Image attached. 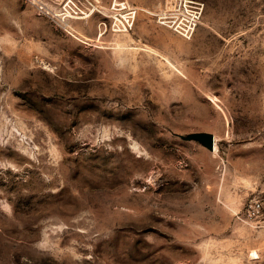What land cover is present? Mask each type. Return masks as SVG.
Returning a JSON list of instances; mask_svg holds the SVG:
<instances>
[{
  "label": "rangeland",
  "instance_id": "1",
  "mask_svg": "<svg viewBox=\"0 0 264 264\" xmlns=\"http://www.w3.org/2000/svg\"><path fill=\"white\" fill-rule=\"evenodd\" d=\"M129 1L100 37L0 0V264H264V0H202L191 39Z\"/></svg>",
  "mask_w": 264,
  "mask_h": 264
},
{
  "label": "built area",
  "instance_id": "2",
  "mask_svg": "<svg viewBox=\"0 0 264 264\" xmlns=\"http://www.w3.org/2000/svg\"><path fill=\"white\" fill-rule=\"evenodd\" d=\"M205 3L202 0H163L153 10H146L155 21L185 38H192L201 23ZM140 8L129 0H60L57 9H44L60 26L100 16L98 36L105 33H131ZM242 218L249 224L264 225V194L249 199Z\"/></svg>",
  "mask_w": 264,
  "mask_h": 264
},
{
  "label": "water",
  "instance_id": "3",
  "mask_svg": "<svg viewBox=\"0 0 264 264\" xmlns=\"http://www.w3.org/2000/svg\"><path fill=\"white\" fill-rule=\"evenodd\" d=\"M180 136L186 140H195L211 151L215 150L216 137L212 132L195 131L185 135L180 134Z\"/></svg>",
  "mask_w": 264,
  "mask_h": 264
},
{
  "label": "bare ground",
  "instance_id": "4",
  "mask_svg": "<svg viewBox=\"0 0 264 264\" xmlns=\"http://www.w3.org/2000/svg\"><path fill=\"white\" fill-rule=\"evenodd\" d=\"M115 34H125V33H115ZM188 39V38H187ZM189 39H191V38H189Z\"/></svg>",
  "mask_w": 264,
  "mask_h": 264
}]
</instances>
